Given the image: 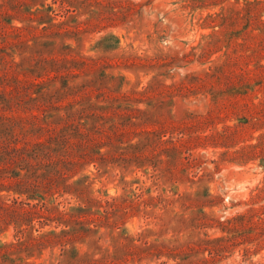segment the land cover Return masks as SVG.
Masks as SVG:
<instances>
[{"label":"rangeland","instance_id":"obj_1","mask_svg":"<svg viewBox=\"0 0 264 264\" xmlns=\"http://www.w3.org/2000/svg\"><path fill=\"white\" fill-rule=\"evenodd\" d=\"M0 30V92L12 95L19 139L57 132L15 90L44 60L53 73L82 63L67 80L83 82L87 121L83 155L73 146L57 172L31 159L30 204L44 202V217L18 236L1 219L0 240L34 242L19 255L35 264L98 258V246L113 264H264L256 216L234 220V235L217 223L249 209L264 219V0H0ZM16 195L1 190L0 203Z\"/></svg>","mask_w":264,"mask_h":264},{"label":"trees","instance_id":"obj_2","mask_svg":"<svg viewBox=\"0 0 264 264\" xmlns=\"http://www.w3.org/2000/svg\"><path fill=\"white\" fill-rule=\"evenodd\" d=\"M17 29H19V27H17ZM5 36L6 33L0 30V38H5ZM11 53L14 55L15 49H11ZM67 60V62H71V65L66 67L68 69L67 72L60 73V67H57L55 69L57 73H53L54 70L49 67V62L44 60L46 63L35 67L39 72L36 73L33 78L30 77V79L21 80V82L15 86L17 93L24 94L27 100L33 102V104L40 109V114L46 125L48 126L49 123L51 129H57V132H49L48 136L42 140L24 141L23 139H19V134H16L14 129L16 125H18L17 120H20V118L14 114L12 95H9V91L7 90L0 92V108L2 109V112L0 113V191L12 190L13 193L17 194L11 198H4L5 201L0 203V211L2 210V212H0V220L8 218V221L14 224L16 229L15 236H18V234H24L25 232V228H21L20 225L32 224L31 222L34 217H44L42 213L35 212L36 207H45L44 202H41L40 204L39 202L30 204V200L36 198L35 192L40 188V185L36 183V172L32 168L34 163L31 159H39L38 157H43L40 159H46L45 161L47 162L44 165L45 169H48L51 164L56 166L57 172L59 168L57 165L71 163V161H67L65 157L70 155L72 152L70 148L73 146L81 147V154L83 155L82 139L87 134L83 129V126L85 127L87 125V121L83 122V101H81L83 95H79V90L83 89V82L80 85H70L67 80L69 74H75L73 68H77L79 66L78 64L82 63L74 58H68ZM5 65V59L0 57V68L3 69ZM36 69L25 67L22 70L23 72H35ZM4 75V79L8 80V75ZM57 78L62 80V83H60L59 86L55 83ZM16 79L17 78H15V80ZM17 103L20 104V101L16 102V104ZM71 111H73V113ZM55 117L60 123V125L57 126L58 128L51 125L55 120ZM86 128L95 131L99 130L97 125ZM97 147L100 146L97 145ZM22 169L25 170L24 173H21ZM47 172L49 171L47 170ZM5 173L10 174L11 177L15 178L12 184L5 185L3 183V174ZM62 173V170H60L58 174ZM43 193V195L38 196H40L42 201H45V190H43ZM22 194L26 195L27 200L23 201L20 199ZM139 196L141 195H137V197ZM110 204L111 202H106V206H109ZM25 206H27V208H25ZM255 216L257 218L254 220V223L257 226L262 227V225H264V219L261 217L258 209H249L244 214L233 216L231 218H224L221 221L217 220V223L221 226L222 230L232 232L234 235L235 232L237 233L238 229L235 228L236 224L232 225L234 220L245 217H250L248 218V220H250ZM261 230L264 232V229L261 228ZM69 231L76 232L77 230L74 231V228H71ZM84 231L87 235L97 232L95 228L91 227H86ZM48 233L51 235H58L53 230ZM59 233L67 234L68 231L61 230ZM100 238L101 237H98V240ZM125 239H127V237H125ZM68 240L69 239L67 238L65 244L66 242H69ZM213 240L228 241L229 238L227 236H220ZM59 241L62 242L63 240ZM23 245L24 247L30 248L34 245V242H23L20 239L16 242H4L0 240V264H35L33 262H25V259L19 255L22 251ZM62 245L64 244L62 243ZM222 248L223 247L221 246L214 249L211 248L209 252L218 254L217 252H221ZM62 249L63 252H61L60 255L67 253L66 249ZM98 250L100 255L98 258H93V253L83 255L84 259L88 262L87 264H113L108 262V259L111 257V252L108 251V248L102 249L101 246H98ZM83 257L77 256V253H75L73 262L76 264H83ZM57 263L63 264L62 261H58ZM40 264L54 263L44 262Z\"/></svg>","mask_w":264,"mask_h":264}]
</instances>
